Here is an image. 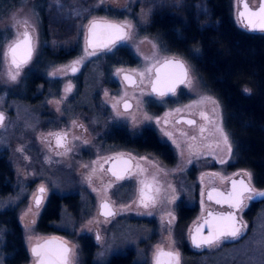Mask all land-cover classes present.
I'll return each mask as SVG.
<instances>
[{"label": "rangeland", "instance_id": "obj_1", "mask_svg": "<svg viewBox=\"0 0 264 264\" xmlns=\"http://www.w3.org/2000/svg\"><path fill=\"white\" fill-rule=\"evenodd\" d=\"M237 3L238 0H232V15L235 22L241 26L236 15ZM255 3L254 0L253 4ZM184 7L189 9L193 7L197 17L204 24L210 23L207 0H0V111L7 116L5 123L0 127V159L6 165L10 179L9 193L0 195V213L7 209H16L24 245L29 255L27 264L36 263V258L31 254V247L51 236H58L65 240L72 247V264H80V259L75 253L76 247L70 241L87 232L90 225H97L98 221L96 215L91 219L82 218L80 222L74 221L64 210L60 220L55 224L59 233L40 232L37 226L40 211L32 209L31 200L35 195L36 187L43 184V180H46L48 187L47 195L52 192L64 195L65 191L75 189L77 182L81 187L97 194L98 199L107 197L110 189V183L104 181L98 174V164L95 161L71 163L73 159L69 153L57 161L49 162V158L46 157L45 168L31 157L32 144L35 141L32 138L33 135L36 137V143L44 147L43 137L46 134L44 126L47 122L40 117L41 112L36 110L37 107L34 109V106L24 99V95L27 92L29 72L37 66L38 54L45 50V47L56 56L64 57L68 51H73L76 55L75 59L55 66L48 72L50 77L60 78L59 98L61 108L65 109V112L61 114L64 115L65 123L71 132H73L72 126L79 121L83 120L92 127L106 113L112 120L117 121L116 124L127 128L130 126L129 128L133 131H138L142 123L158 129L159 139L170 147L174 157L173 164L170 166L157 164L163 173L164 187L171 190V199L175 198V191L179 190L186 203L199 207L196 216L190 220V224H186V232L210 207L204 200L206 189H209L211 185L225 187L231 178L239 175L248 179L244 172H250L249 170L233 167L234 144L226 129L220 102L203 89L191 65L184 58L190 68L191 85L180 88L175 95L161 101L151 99L149 90L143 89L141 93L138 92L137 95H141L142 105L150 106V104L156 105L157 102H162L164 106V112L161 115L151 114L150 111L147 115L144 113V117L151 119L141 123L135 119L136 114L139 113L137 107L133 113L120 110L119 104L128 94L123 87L116 85L120 78L117 75V69L123 68L111 67L101 71L96 67L97 65L89 66L93 61H97L98 53L89 55L91 52L85 47L87 25L93 19L115 20L131 26L127 29L130 38L124 40L122 44L134 54L133 62L137 59V74L145 73L143 80L141 79L143 86H149L153 72L147 73L145 70L149 67L153 68L168 57L176 56L168 54L156 37L147 34L146 28L151 16L158 11L180 16ZM24 21H27V25ZM30 30L34 33L36 42L34 59L19 70V76L12 81L9 79L11 70L4 52L10 42L19 38L23 31ZM76 60L80 62V72L73 76L69 68ZM76 78L79 79L78 82ZM69 83L73 84V89L67 92ZM128 95L132 97L135 94ZM204 97L216 100L219 108L214 111L215 105L210 101L201 102ZM155 105H153L154 108ZM49 106L54 107L53 104ZM181 115L194 117L196 124L188 126L178 123L176 119ZM217 126L228 134L232 145L231 154L223 143L220 133L216 131ZM201 128L205 131L201 132ZM165 133H171V138ZM193 137L195 139H192ZM76 141L82 143L80 140ZM91 141L92 138L85 140V145L91 144ZM107 153L109 151L97 152L96 157H104ZM221 160L225 163H221ZM18 183L19 187H17ZM251 183L255 189H259L254 185L252 178ZM254 204V201L246 198L245 205L240 211V218L247 227L243 229V235L238 240L227 239L217 247H204L199 250L205 253L201 258L203 264H264V200L257 202L255 207L258 211L251 213L250 210ZM29 208L31 212H28ZM26 212L27 215H25ZM248 214H251L250 219L247 217ZM166 221L165 217L162 221L163 225ZM101 222L105 224V227L98 228L101 247L95 259L97 264L106 262V257L109 256L112 248L107 231L109 221ZM163 229H165L164 233L168 234L160 236L157 246L173 250L172 229L168 228L170 232H167V227ZM184 233L182 229L181 242L184 240ZM3 245L4 239L0 228V264H4ZM142 262L145 263V261ZM146 264H154V258H150ZM179 264H182L180 256Z\"/></svg>", "mask_w": 264, "mask_h": 264}, {"label": "flooded vegetation", "instance_id": "obj_2", "mask_svg": "<svg viewBox=\"0 0 264 264\" xmlns=\"http://www.w3.org/2000/svg\"><path fill=\"white\" fill-rule=\"evenodd\" d=\"M92 21L89 22L86 28L85 47L90 52L95 51V53H98V58L97 61H93L89 66L92 67V65H97L96 67L101 71L108 70L111 67L123 68L124 72L119 74V81L115 78L118 82L116 85L117 87H123L128 94H135L132 97L127 94V96L121 100L119 104L120 110L127 113H133L137 107L139 113L136 114L135 119L139 120L140 123L141 121L146 120L143 114L145 113V115H147L148 111H150L151 114H163L164 106L162 102H157L156 105L150 104V106L149 104L142 105L141 95L137 94L138 92L141 93L143 89L150 91L151 83L149 86H143L141 78L136 72L138 69V61L135 59V62H133L134 54L127 46L122 44L123 41H117L115 45L111 47L110 51L88 46V30ZM126 31L128 30L126 29ZM27 32L31 34L34 44L32 58L27 63L29 64L35 56L36 42L34 33L31 30ZM23 33L24 31L21 33L19 39L23 37ZM48 49L49 48L45 47V50L38 54L39 60L36 62L37 66L32 68L29 72L28 88L26 90V95H24V99L32 104L34 109L37 107L36 110L41 112L40 117L47 122V125L44 126V129H46V134L43 137L44 147H41L36 143V137L33 135L32 138L35 141H33L32 144L33 148L31 150V157L34 161L40 162L44 165L45 168L47 164L46 157L49 158V162L52 160L57 161L61 160L62 157L69 153L73 159L71 163L95 161L98 164V174L104 181L110 183V189L107 197L98 199L97 194L86 190L77 182L76 188L65 191L66 194L64 195L57 192H52L50 195H47L48 187L46 180H43L44 183L41 185L46 188V193L40 208L37 209L34 204V196L37 194V190L41 185L37 186L36 184V192L32 197L31 207L36 211H40L37 222L39 231L46 234L57 233L58 229L55 224L60 220L61 213L64 210H66L71 216L72 220H78V222H80L82 218L91 219L96 215L95 217L98 220L97 225H90L87 232L70 241L76 247L75 253L80 259V264H97L95 259L97 252L101 247L99 243L101 237L98 228L102 227L101 229H103V227H105V224L101 221H109L107 231L109 232L110 237V247H112L109 256L106 257V262L102 264H146L150 258H154L160 236L162 234H168L164 233L165 229H163V227H167V229L171 227L172 240L175 242L172 244V247L173 250H176L179 253L182 264H193V262L200 264L197 261H201V258H203L205 253L204 251L199 250L207 246L196 248L192 245L190 234L193 227L201 221L209 211L227 212L229 208L227 206L216 205L211 200H208V189H206L204 200L210 205V207L207 208L206 213L202 214L200 218L194 222L188 232L185 231L186 226L190 224V220L196 216L199 207L197 205L186 203L181 197L179 190H174V199L170 198L171 190L164 187L162 183L163 173L160 166L157 164L170 166L173 164L174 157L170 147L167 144L162 143L159 139V131L154 126L148 127L142 123L138 131H133L132 128H129L130 126H128L129 130L124 125L116 124L117 121L112 120L106 113L98 119V124L96 123L92 125V127L91 124L89 125L83 120L79 121L72 126L73 132H71L67 123H65L66 120L64 115L62 116L61 114V112H65V109L61 108V100L59 98L61 90L58 83L60 78L57 77L54 79L48 75V72L55 66L67 63L71 59H75L76 55L73 51H68L64 57H60L56 56L54 53L53 55ZM43 54H45L46 57H54L55 60H53L56 62H53L52 58L50 61H42ZM7 62L11 72L14 73L17 71L10 65L8 57ZM27 64L21 66L19 70ZM73 67L76 69L75 72L72 71ZM154 67L152 70L153 76ZM69 71L73 76L78 75L80 72V62L71 66ZM123 73H130L133 82L128 84L122 76ZM76 80L77 82L79 81L77 78ZM69 85H71L72 91L73 84L69 83ZM187 86L188 84L186 82L178 87L177 91L180 88H185ZM171 96L173 95L161 97L151 93V99L155 101H161L162 99ZM128 100L130 102V107L125 109L124 102ZM49 104H53L54 107L50 108ZM153 105H155V108ZM2 113L5 116L4 124L7 116L4 112ZM189 117L193 118L194 124H196V119L192 116ZM180 123L188 125L184 121ZM50 133L53 135H49ZM65 133L67 134L66 138H64ZM55 134L61 135L62 146L57 145V136ZM90 138H92L91 144L85 145V140H89ZM76 140H80L82 143L80 144ZM101 151H109V153L104 157H96L97 152ZM110 157H120V160L108 159ZM142 157L144 159H141ZM124 160H129L131 167L125 174V179L117 180L109 169H113L115 165L114 170L118 172L123 171V169L127 167L123 163ZM41 164L40 166H42ZM137 165L139 167H137ZM45 172L48 174L47 170ZM93 181L97 182V180ZM141 181H145L151 186L150 189H146V192L148 195L155 196L156 203L154 206L150 204L149 207L145 208L140 204V190L142 188ZM98 185L100 186L101 184ZM17 187H19V183L17 184ZM227 187L228 185L222 188L227 191ZM157 188L159 189L158 192H156ZM104 202L108 203V212L111 211L114 215L106 216L102 214V204ZM169 212L175 216V220L171 224L168 223L170 217L165 214ZM165 217L167 218V221L163 225L162 221ZM41 228L48 231H42ZM182 229H184L185 232L183 234L185 236L183 242L180 241V232ZM169 230L170 229H168L167 232H170ZM93 234L94 236H92ZM97 237H99V239H97ZM63 241L68 245V248L72 249L65 240ZM161 247L166 252L173 251L164 246ZM142 261H145V263Z\"/></svg>", "mask_w": 264, "mask_h": 264}, {"label": "trees", "instance_id": "obj_3", "mask_svg": "<svg viewBox=\"0 0 264 264\" xmlns=\"http://www.w3.org/2000/svg\"><path fill=\"white\" fill-rule=\"evenodd\" d=\"M207 6L209 24L197 17L193 7H184L180 16L155 12L146 31L168 54L184 58L203 89L220 102L234 144L233 167L249 170L254 185L263 189L264 33L250 32L235 22L232 0H207ZM43 55L42 61L54 59ZM9 180L7 167L0 159V195L9 193ZM256 203L251 213L258 211ZM247 217L250 219L251 214ZM0 228L3 263L27 264L29 255L14 209L0 213Z\"/></svg>", "mask_w": 264, "mask_h": 264}, {"label": "snow or ice", "instance_id": "obj_4", "mask_svg": "<svg viewBox=\"0 0 264 264\" xmlns=\"http://www.w3.org/2000/svg\"><path fill=\"white\" fill-rule=\"evenodd\" d=\"M243 4V10L238 13L239 21L242 26L247 28L250 31H264V0H261V5L259 9L252 10L249 8L248 4L241 0ZM25 25H27V21H24ZM130 25H118L111 22H98L93 20L90 23L89 27V37H88V46L89 47H100L102 49L111 50V47L115 45L117 41H124L129 39V33L126 29L130 28ZM33 45L31 43V37L27 31L23 33V39L17 38L16 40L10 42L8 44L7 50L4 52L5 57H10V62L12 67H14L17 71L9 72V79L15 81L19 76V69L22 65L27 64L33 54ZM89 55H95V51L89 53ZM74 64L79 63V61L73 62ZM162 67L169 68L172 67L174 69H178V72L173 71L170 73H166L163 77L161 76V71L159 68L156 69V80L152 82V92L157 94L158 96H165L168 94H175V87L177 83H185L191 85L192 81L189 78L190 68L185 62L181 60H170L165 59L163 61ZM153 70L152 67H149L145 71L147 73H151ZM72 71L75 72V67L72 68ZM124 72L123 69H117V75ZM141 79L143 80L145 73H139ZM124 79L127 81H131L132 77L125 74ZM66 91H71V85L66 88ZM247 91V90H246ZM210 101L213 105H215L214 111L219 108V104L216 100L211 97H204L202 101ZM115 107V105H114ZM130 107L127 103H125V108ZM179 111V110H177ZM204 114L202 113V116ZM206 118V117H205ZM145 119H151L150 117H145ZM4 116L0 113V125L3 124ZM167 122V121H166ZM159 123V121H157ZM189 124H194V121H188ZM201 132H204L205 129L201 128ZM216 131H218L223 138V143L227 146V150L229 154L232 151V145L229 142L228 134L224 132V130L217 126ZM182 135H186L181 133ZM53 135V134H49ZM57 136V145L62 146L61 144V135L55 134ZM66 133L64 134V138H66ZM171 138V133H165ZM192 139H195L193 137ZM108 159H115L117 161L120 160V157H110ZM141 159H144L143 157ZM221 163H225L224 160L220 161ZM123 163L127 166L123 169V171H116L115 165L113 169H109L112 172V175L116 177L117 180H123L126 178V173L129 171L131 164L129 160H124ZM137 167H139L137 165ZM244 175L248 177V183L244 181H240V187L237 188V182H232V191H230L226 196L224 193H216L217 197L216 203H227L228 206L234 210H240L244 204L243 201L245 197L248 200H252L258 197H264V191H259L251 186V178L252 174L250 172L245 171ZM142 188L140 190V204L147 208L149 205H155L156 198L155 196L148 195L146 189H150L151 186L148 185L145 181L140 182ZM159 189H156L158 192ZM215 191V190H213ZM46 193V188L41 185L37 194L34 196V204L38 209L40 208L44 195ZM247 194V195H246ZM203 195V193H202ZM208 199H213V193H208ZM171 202V201H170ZM128 207V206H125ZM103 209H107V204H102ZM28 212H31V208L28 209ZM105 215H114L113 212L109 211L107 213H102ZM150 214V213H149ZM27 215V212L25 213ZM167 215L170 217L168 223L171 224L175 220V216L169 212ZM208 218L204 220L203 224H200L195 229V234L191 236L192 244L196 248H201L203 246L207 247H217L224 240L233 239L238 240L243 235V229L247 227L246 224L242 222L241 219H238L235 212L229 213H221L218 215H214L211 211L207 214ZM91 223V221L89 222ZM207 226L208 234L205 236L202 234L203 228ZM99 239V237H97ZM172 244L175 242L172 241ZM31 252L34 258H36V264H72L71 255L72 249L65 247L63 245L52 247L50 244L45 245H36L31 248ZM154 264H179V253L174 251H164L162 247L157 246V250L154 256Z\"/></svg>", "mask_w": 264, "mask_h": 264}, {"label": "water", "instance_id": "obj_5", "mask_svg": "<svg viewBox=\"0 0 264 264\" xmlns=\"http://www.w3.org/2000/svg\"><path fill=\"white\" fill-rule=\"evenodd\" d=\"M253 1L254 0H244V2H246L247 4H248V6H249V8L250 9H252V10H257V9H259V7H260V5H261V0H255V4H253ZM238 9H237V12H236V15H237V18H238V13L240 12V11H242L243 10V4H242V2H241V0H238ZM238 20H239V18H238ZM96 21H98V22H111V23H114V24H118V25H123L122 23H119V22H117V21H113V20H96ZM239 23H240V25L242 26V24H241V22L239 21ZM243 27V26H242ZM243 28H245V27H243ZM245 29H247V28H245ZM248 30V29H247ZM248 31H250V30H248ZM250 32H253V33H264V31H259V30H257V31H250ZM29 35H30V37H31V43H32V45H33V48H34V44H33V39H32V36H31V34L29 33ZM21 40L23 39V37L22 38H20ZM96 49H98V48H100V47H95ZM34 51V50H33ZM33 55V54H32ZM8 59H9V63H10V65H11V62H10V57H8ZM166 59H170V60H181V61H183V62H185V64H187L186 63V61L183 59V58H181V57H178V56H171V57H168V58H166ZM165 60V59H164ZM164 60H162L161 62H159L155 67H154V76H153V78H152V81H151V84H150V91H151V93L152 94H154V95H157V94H155V93H153L152 92V82L153 81H155L156 80V69L157 68H159L160 69V71H161V76L163 77L166 73H170V72H173V71H176V72H178V69H174V68H172V67H169V68H164V67H162V64H163V61ZM188 65V64H187ZM12 66V65H11ZM22 66H24V65H22ZM13 69H15L14 67H12ZM16 70V69H15ZM125 74H127V75H129V76H132L130 73H123L122 74V76H123V78H124V75ZM125 80V79H124ZM128 84H130V83H132L133 81L131 80V81H127V80H125ZM186 83V82H185ZM185 83H183V84H185ZM183 84H181V83H177L176 84V87H175V92L177 91V89H178V87H180L181 85H183ZM170 95H173V94H168V95H165V96H170ZM158 96V95H157ZM125 103H127L128 105H130V102H129V100L128 101H125L124 102V108H125ZM129 108V107H128ZM126 109V108H125ZM0 113H2V112H0ZM3 114V113H2ZM3 116H4V114H3ZM4 119H5V116H4ZM186 122L188 125H191V124H189L188 123V121H194V119L193 118H191V117H189V116H181V117H179L178 119H177V122ZM3 122H4V120H3ZM1 126V125H0ZM233 181H236L237 182V188H239L240 187V184H239V182L240 181H244L245 183H248V179H246L243 175H239L238 177H233V178H231L230 180H229V183H228V187H227V191H225L222 187H219V186H211L208 190H207V199H208V193L209 192H212L213 193V199L211 200L214 204H216V205H220V206H227L228 208H229V210L227 211V212H214V211H211L214 215H218V214H221V213H224V214H226V213H229V212H235V214H236V216L238 217V219H241L240 218V211H241V209L244 207H242L240 210H234V209H232V208H230L229 206H228V204L227 203H216V199H218V198H220V197H217L216 196V193H224L225 194V196L230 192V191H232V182ZM251 186L252 187H254L253 185H252V183H251ZM213 190H215V191H213ZM259 191H264V188L263 189H258ZM247 195V194H246ZM209 200V199H208ZM252 200H254V201H261V200H264V197H258V198H255V199H252ZM245 202H246V198L244 199V201H243V204L245 205ZM103 204H107L108 205V203L107 202H104ZM108 212V210L107 209H103L102 208V213H107ZM208 214V213H207ZM105 215V214H104ZM106 216H108V215H106ZM208 218V216L207 215H205L204 216V218L201 220V221H199L194 227H193V229H192V232H191V234H190V239H191V236L193 235V234H195V229H196V227L198 226V225H200V224H203V222H204V220L205 219H207ZM242 220V219H241ZM243 222V221H242ZM202 234L203 235H207L208 234V228H207V226H205L204 228H203V230H202ZM191 243H192V240H191ZM45 244H50V246H52V247H57V246H60V245H63V246H65V247H68V245L61 239V238H59V237H50V238H46L45 240H43L42 242H40V243H36V244H34L33 246H36V245H45ZM193 245V244H192ZM32 246V247H33ZM31 247V248H32ZM31 254H32V252H31Z\"/></svg>", "mask_w": 264, "mask_h": 264}]
</instances>
